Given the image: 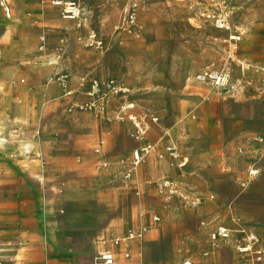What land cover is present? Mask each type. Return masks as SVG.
<instances>
[{
	"label": "rangeland",
	"instance_id": "1",
	"mask_svg": "<svg viewBox=\"0 0 264 264\" xmlns=\"http://www.w3.org/2000/svg\"><path fill=\"white\" fill-rule=\"evenodd\" d=\"M76 1L84 12L80 27L78 21L63 19L59 10L51 8L46 14V31L43 33L41 28L39 39L22 43L21 58L0 57L1 70L11 71L7 84H17L15 87L23 90L24 97L32 93L37 97L35 136L52 151L69 149L68 155L76 161L68 168L50 163L45 173L47 222L53 226V232L47 231L46 237L49 252L70 257L73 264H94L96 242L101 235L125 233L139 225L136 223L141 218L148 222L151 215L157 214L161 220L153 228L159 229L162 255L171 264L188 257L195 264H253V256L238 248L243 235L235 230L236 221L241 219L256 233L263 247L264 230L251 227L244 217L229 216L235 227L228 239L213 240L211 233L216 228L205 233L208 221L202 206L213 197L211 187L198 186L192 178L197 163L205 161L199 160L202 155L191 144L189 123L180 121L179 103L191 92L200 103L212 95L239 92L264 98L263 74L255 68L264 66V0H230L232 22L243 32L236 48L227 40V31L201 17V8L208 0L202 4L197 0H141L140 38L115 31L129 0ZM89 28L103 39V49L87 47L78 39L79 35H87ZM43 35L45 48L41 49ZM241 62L248 68L242 70ZM211 64L229 71L233 87L216 88L194 80L197 72ZM58 74L68 76V89L75 90L72 96L65 95L62 85L59 93L50 90L55 83L60 84L50 81ZM81 76H87V81L114 79L127 89L112 100L108 109L111 121L88 111H68L75 101L87 99L84 92L88 82L82 86ZM132 102L135 106L128 111H135L139 119L150 124L147 140L160 142L137 168L134 184L125 186L115 168L99 170L97 166L101 160H129L139 145L132 137L133 121L127 116L123 120L115 118L123 105ZM153 116L159 120L153 121ZM113 139L122 140V144L117 146L115 142L110 148ZM100 141L104 143L102 153L97 154L95 147ZM128 141L132 145L129 152L125 147ZM172 144L178 149L176 158L167 150ZM202 148L200 142L199 151ZM184 158L187 163L180 165ZM254 163L253 156L247 159L246 178L238 181L244 194L260 190L252 184ZM165 181L177 185V194L169 197L161 191ZM134 185L144 191L142 195H136ZM196 196L201 198L199 205L192 204ZM244 204L243 214L264 213L259 202ZM224 244L233 246L232 255L225 257ZM260 264H264V258Z\"/></svg>",
	"mask_w": 264,
	"mask_h": 264
},
{
	"label": "crops",
	"instance_id": "2",
	"mask_svg": "<svg viewBox=\"0 0 264 264\" xmlns=\"http://www.w3.org/2000/svg\"><path fill=\"white\" fill-rule=\"evenodd\" d=\"M8 1L9 17L0 5V57L21 58L22 43L39 39L40 29L44 33V28L48 27L45 24H49L46 14L51 8H59L49 0L42 4L39 0ZM242 55L247 57L245 53ZM10 72L0 67L1 264H73L70 257L57 256L48 250L47 231L51 234L53 226L47 222L43 182L46 171L50 170L48 164L55 162L68 168L76 161L68 155L69 149L52 151L35 136L37 97L33 93L31 97H24L23 90L15 87L17 84L8 85ZM55 84L50 90L61 92L60 84ZM198 100L191 92L179 105L180 121L189 123L191 144L197 148L196 153H201L199 160L205 161L199 164L197 160L192 178L198 186L211 187L213 198L202 206L208 221L205 233L220 224L233 229L235 224L229 219L230 215L244 217L251 227L264 230V213H241L244 202H259V207H264V98L259 94L239 92L222 97L212 95L203 103ZM184 111L187 112L184 114ZM134 112L131 113L137 115ZM115 142L117 146L122 144V140L113 139L110 148ZM125 147L129 152L132 145L128 141ZM252 156L256 166L252 184L260 190L244 194L238 181L246 178V161ZM186 160L184 158L187 163ZM152 161L151 156L149 164ZM151 216L148 222L141 218L136 224L151 223ZM160 234L159 229L151 226L143 238L123 245L122 249L127 250L130 257L125 259L121 253L117 264H171L162 255ZM223 247L225 257L233 254L232 245L224 244Z\"/></svg>",
	"mask_w": 264,
	"mask_h": 264
},
{
	"label": "built area",
	"instance_id": "3",
	"mask_svg": "<svg viewBox=\"0 0 264 264\" xmlns=\"http://www.w3.org/2000/svg\"><path fill=\"white\" fill-rule=\"evenodd\" d=\"M50 3L59 8L60 15L63 19L78 21V27L82 25V20L84 18L83 8L80 3L76 0H49ZM202 4L204 0H197ZM207 1V0H205ZM45 2V0H42ZM230 0H208L207 5L202 7L201 17L209 20L217 29H222L227 31V40L237 47V44L242 40L243 32L239 28H235L230 11ZM0 5L3 8L6 16H10V4L8 0H0ZM142 8L141 0H129L122 8L121 18L119 23L115 26V31L117 33H123L134 38H140L143 32V27L140 24L139 16ZM41 49L45 48V36H41ZM78 39L84 43L87 47H94L95 49H103L104 43L103 39L99 37L98 33L93 28H89L87 35H79ZM242 70L247 69L244 63H240ZM250 66V65H249ZM257 71L263 74L264 79V66H255ZM66 74H58L50 78V81H57L60 85L66 88L65 95L72 96L75 92L73 89H68ZM81 85L84 86L88 82V88L85 90L84 94L87 96L85 101H75L68 108V111H88L92 112L97 117H103L109 121L113 119L108 115V109L111 105L112 100L127 91V89L118 84L114 79L100 80L97 78H90L87 81V76H81ZM194 80L200 83L210 84L216 88H228L233 87L231 82V76L229 71L225 69H218L214 64L205 66L199 72L194 75ZM14 84V82H13ZM134 108L133 103H128L123 105L117 112L116 119L123 120L125 116L129 120L133 121L135 125V130L132 133V137L139 143L132 151L131 158L129 160L121 159L116 162H110L107 160H101L97 168L99 170L112 169L115 168L122 178L125 186L134 184L133 179L137 168L145 161L146 157L155 151L156 144L147 140V132L150 129V124L147 121H140L137 115L129 112V109ZM153 121H158L157 116L152 117ZM103 141H100L95 147V152L97 154L102 153ZM168 152L174 158L178 156L177 146L172 144L167 147ZM39 157H43L41 153L38 154ZM186 162L183 161L180 165H185ZM253 172V171H252ZM161 191H165L166 195L171 197L177 194L178 187L174 182L165 181L161 185ZM136 195L140 196L143 194V190L133 186ZM181 197L186 199L187 197L180 194ZM192 204L199 205L201 203V198L196 196L192 197ZM161 220L160 216L153 214L151 216V223L134 225L127 229L125 233L122 234H109L105 233L101 235L96 242V251L94 256V264H117L119 255L122 253L125 259L130 257V253L127 250H123V245L126 243L141 239L144 237L145 233L151 226L156 225ZM241 219H237L236 223L238 227L235 229L243 236L242 243L239 245V250L242 253L250 254L253 256V264H260L264 258V248L261 243L260 237L254 233L252 230L248 229L244 225ZM204 223V222H202ZM227 226L219 225L211 233V238L216 239H228L230 238L232 231ZM1 264V260H0ZM178 264H195L191 258H184Z\"/></svg>",
	"mask_w": 264,
	"mask_h": 264
},
{
	"label": "bare ground",
	"instance_id": "4",
	"mask_svg": "<svg viewBox=\"0 0 264 264\" xmlns=\"http://www.w3.org/2000/svg\"><path fill=\"white\" fill-rule=\"evenodd\" d=\"M253 171V170H252Z\"/></svg>",
	"mask_w": 264,
	"mask_h": 264
}]
</instances>
